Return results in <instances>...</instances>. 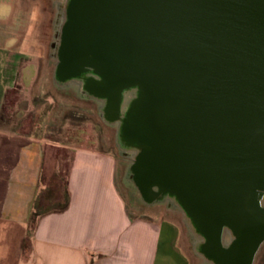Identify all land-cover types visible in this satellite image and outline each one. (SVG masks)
Returning a JSON list of instances; mask_svg holds the SVG:
<instances>
[{"label": "water", "instance_id": "1", "mask_svg": "<svg viewBox=\"0 0 264 264\" xmlns=\"http://www.w3.org/2000/svg\"><path fill=\"white\" fill-rule=\"evenodd\" d=\"M64 9L54 79L102 103L135 153L128 180L141 199L175 202L206 243L252 232L257 252L264 0H66Z\"/></svg>", "mask_w": 264, "mask_h": 264}, {"label": "crops", "instance_id": "2", "mask_svg": "<svg viewBox=\"0 0 264 264\" xmlns=\"http://www.w3.org/2000/svg\"><path fill=\"white\" fill-rule=\"evenodd\" d=\"M2 8L0 22H9ZM10 28L0 27V113L7 90L31 83L23 71L32 63ZM117 170L106 152L69 155L0 128V264H189L176 223L136 217L117 188Z\"/></svg>", "mask_w": 264, "mask_h": 264}, {"label": "rangeland", "instance_id": "3", "mask_svg": "<svg viewBox=\"0 0 264 264\" xmlns=\"http://www.w3.org/2000/svg\"><path fill=\"white\" fill-rule=\"evenodd\" d=\"M63 4L66 5V0H0V7H7L6 14L11 15L9 22H0V27L6 30L12 27L15 47L32 63L23 71L31 83L26 88L16 83L5 92L0 128L40 138L69 155L78 149H91L113 156L118 165L117 188L130 211L146 220L174 221L179 231V247L188 263L213 264L199 252L204 239L185 220L175 202L148 205L141 199L128 180L135 153L122 147L117 126L102 117V103L81 94L74 84L60 86L55 81L57 36L65 19ZM30 68L34 70L33 79Z\"/></svg>", "mask_w": 264, "mask_h": 264}, {"label": "flooded vegetation", "instance_id": "4", "mask_svg": "<svg viewBox=\"0 0 264 264\" xmlns=\"http://www.w3.org/2000/svg\"><path fill=\"white\" fill-rule=\"evenodd\" d=\"M59 41L56 49L59 58L55 63V68L58 64L62 65L59 60L65 47L63 41ZM222 240L220 243H206L204 241L199 247V252L213 264H215L213 261H216V264H257L261 247L256 252L254 245L257 243V239L255 234L249 231H237L235 234L225 233Z\"/></svg>", "mask_w": 264, "mask_h": 264}, {"label": "trees", "instance_id": "5", "mask_svg": "<svg viewBox=\"0 0 264 264\" xmlns=\"http://www.w3.org/2000/svg\"><path fill=\"white\" fill-rule=\"evenodd\" d=\"M67 205H68V201H65L64 205L62 207H60L59 209H54V212H58V211L63 210L64 208H66ZM37 215H39V214H37ZM37 215H36V217H37ZM36 217H33L32 220H31V229L34 226V221H35Z\"/></svg>", "mask_w": 264, "mask_h": 264}, {"label": "bare ground", "instance_id": "6", "mask_svg": "<svg viewBox=\"0 0 264 264\" xmlns=\"http://www.w3.org/2000/svg\"><path fill=\"white\" fill-rule=\"evenodd\" d=\"M77 87V86H76ZM78 89V88H77Z\"/></svg>", "mask_w": 264, "mask_h": 264}]
</instances>
